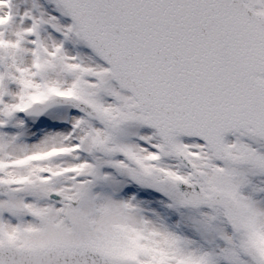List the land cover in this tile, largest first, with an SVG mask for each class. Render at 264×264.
<instances>
[{
    "label": "snow or ice",
    "instance_id": "obj_1",
    "mask_svg": "<svg viewBox=\"0 0 264 264\" xmlns=\"http://www.w3.org/2000/svg\"><path fill=\"white\" fill-rule=\"evenodd\" d=\"M0 264H264V0H0Z\"/></svg>",
    "mask_w": 264,
    "mask_h": 264
}]
</instances>
